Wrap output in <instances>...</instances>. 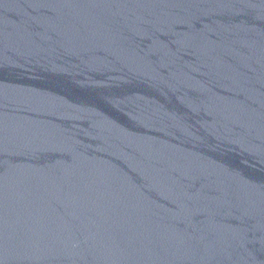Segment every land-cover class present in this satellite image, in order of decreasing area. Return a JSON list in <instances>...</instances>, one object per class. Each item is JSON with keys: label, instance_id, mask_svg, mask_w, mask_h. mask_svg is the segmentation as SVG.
Listing matches in <instances>:
<instances>
[{"label": "water", "instance_id": "95a60500", "mask_svg": "<svg viewBox=\"0 0 264 264\" xmlns=\"http://www.w3.org/2000/svg\"><path fill=\"white\" fill-rule=\"evenodd\" d=\"M0 264H264V0H0Z\"/></svg>", "mask_w": 264, "mask_h": 264}]
</instances>
